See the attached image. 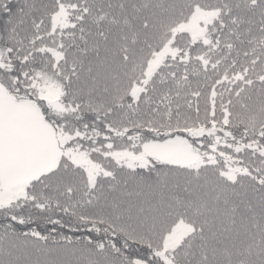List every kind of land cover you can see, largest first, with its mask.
<instances>
[{
    "label": "snow or ice",
    "instance_id": "snow-or-ice-1",
    "mask_svg": "<svg viewBox=\"0 0 264 264\" xmlns=\"http://www.w3.org/2000/svg\"><path fill=\"white\" fill-rule=\"evenodd\" d=\"M0 264H264V0H0Z\"/></svg>",
    "mask_w": 264,
    "mask_h": 264
}]
</instances>
